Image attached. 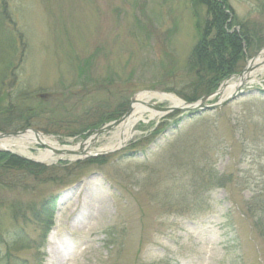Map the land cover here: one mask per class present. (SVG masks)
Here are the masks:
<instances>
[{"label":"rangeland","instance_id":"rangeland-1","mask_svg":"<svg viewBox=\"0 0 264 264\" xmlns=\"http://www.w3.org/2000/svg\"><path fill=\"white\" fill-rule=\"evenodd\" d=\"M227 1L228 32L256 34L226 79L236 81L264 51V0ZM211 22L200 0H0V133L31 128L76 144L141 93L209 95L195 93L190 64ZM244 91L213 111L140 121L126 147L99 158L35 162L55 168L53 181L7 178L1 238L22 227L26 240L0 254L50 264L54 238L69 254L85 235L91 248L76 264H264V73ZM214 174L231 181L218 187ZM50 196L54 218L35 220L31 209Z\"/></svg>","mask_w":264,"mask_h":264},{"label":"trees","instance_id":"trees-1","mask_svg":"<svg viewBox=\"0 0 264 264\" xmlns=\"http://www.w3.org/2000/svg\"><path fill=\"white\" fill-rule=\"evenodd\" d=\"M200 1L204 2L205 4L207 3L211 10L212 22L210 23V27L215 30V35L211 36L209 34L210 27L205 28L203 37L199 43L200 46L198 45V49L193 51L190 68L196 72V82L193 84V87H195L196 89L195 93H199L197 87H201L205 92L204 94H210L211 92L215 91L224 80L229 78V76L237 71L236 64L238 62L243 60L244 63L246 61L247 55H245L242 50V41L247 40L249 36L255 39L254 37H256V34H254L253 37V34L248 32L242 33L241 35L234 32H228L229 26H227V20L229 18V14L226 12V9L229 8V5L227 0ZM250 44H253L252 41L250 42ZM198 96L199 95H196L194 97L192 96L186 98V100L193 102L200 98ZM117 114L119 116H115ZM120 114L121 113H116L115 115L110 114L106 119L102 118L99 123L92 126V129L101 126L105 122L119 118L122 115ZM89 127L82 131L89 129ZM70 136H75V134H72ZM15 172L22 174V176L19 178V182L14 181L13 174ZM31 175L34 179H36V181H53L58 175V172L54 167H47L45 165L35 163L31 160L19 157L10 152H0V183H3L1 185H5L6 187L12 185L22 187L21 184L24 180L21 179L31 177ZM7 178H13L10 185L8 186L6 183ZM212 180L218 187H223L226 183L231 181L230 178L224 176L220 177L219 175L215 174L214 177H212ZM57 206V197L50 196L49 198L45 199L40 205H38L37 209H31L32 216H34L33 218L35 220H39L42 216H47L46 219L51 221V219H53L54 215L56 214ZM262 227L264 231L263 223ZM16 229L18 231H13V234L12 231L10 233L11 236H13L14 240L11 242L10 240L1 238V234L6 235V233L0 231V244H6L8 247H10L9 245H12L14 243L25 244L24 241L26 240V238L24 236H21L23 233V228L19 227ZM7 233L9 234V232ZM14 256L15 254L11 252V249L7 248L6 252L0 254V264H28V262L24 258L17 259L18 257L15 258Z\"/></svg>","mask_w":264,"mask_h":264},{"label":"bare ground","instance_id":"bare-ground-1","mask_svg":"<svg viewBox=\"0 0 264 264\" xmlns=\"http://www.w3.org/2000/svg\"><path fill=\"white\" fill-rule=\"evenodd\" d=\"M248 66V69L241 75V77H238V80L227 81L220 86L218 94L221 95V99L231 96L244 86L251 87L258 82V76L264 73V51L251 60ZM150 98H157L159 101L168 100L172 107L180 106V104L183 103V100L174 94L155 92H144L139 94L133 102V106L128 115L113 129L115 131L113 132L112 137H110L108 142L100 146L91 143L90 139L87 140L82 147L78 143L74 145H64L56 139H52L43 134L26 131L15 136H2L0 134V150H10L14 154L30 157L41 163L51 164L60 159L74 161L79 158H86L91 154L117 149L118 147L127 144L137 135L138 132L136 126L140 121L145 122L147 119L149 120L170 114V112H155L150 107L146 106L144 103L146 100L143 99ZM147 115L149 116L148 118H146ZM38 145H41L44 148H38ZM34 146L38 150L37 153L32 150ZM74 221L76 220L74 219ZM84 228L85 227H80L78 231L84 232ZM52 241L53 243L50 249V264H62L63 261H68V264H76L79 261V258L86 254L87 251H90L91 248L85 235L82 236V240L76 247L75 251L69 254H67L65 245L59 244L55 241V238Z\"/></svg>","mask_w":264,"mask_h":264},{"label":"water","instance_id":"water-1","mask_svg":"<svg viewBox=\"0 0 264 264\" xmlns=\"http://www.w3.org/2000/svg\"><path fill=\"white\" fill-rule=\"evenodd\" d=\"M242 74H240V75H242ZM244 89H245V86L242 87V88H240L236 93L232 94L231 96H228L225 99H219L218 102L212 103V104H206V103L213 96L217 95L218 94V91L215 92V93H213V94L204 96L203 98H201L197 102H187V101H183V103H181L180 106L161 107V106H157L156 104H152V103H148V102H144V103H145L146 106H149L150 108L156 109V110L161 111V112H164V113H169V112L171 113V112L176 111V110H183V111H188V112L189 111H193V112L199 111V112H202V111H206V110L212 111V110H215V109L220 108L222 106H225L229 102H231V101H233V100H235V99H237V98L245 95ZM134 101H135V99L133 100V102ZM130 110H131V108L129 109V111L122 118H119L117 120H114L112 122H109V123L103 125L102 127L94 130V132L92 133V135L88 136L86 139H84L83 141L79 142L78 144L82 147L84 145V143L87 140H89V139L91 140V143H95L103 135H105L106 133L112 131L117 125H119L122 122V120L128 115V113L130 112ZM26 131H32V132H34L36 134H42L38 130L31 129V128L26 129V130H23V131L9 132V133H0V134L2 136L3 135H12V136H15V135L24 133ZM124 146H125V144L122 145V146H120V147H118L117 149H114V150H110V151H107V152H99V153H96V154H91V155H88L86 158L107 155V154H109L111 152H114V151H117V150L123 148ZM20 156H22V155H20ZM22 157H24L26 159H29V160H32V161H35L34 159H32L30 157H26V156H22ZM80 159H82V158H79V160ZM35 162H38V161H35Z\"/></svg>","mask_w":264,"mask_h":264}]
</instances>
